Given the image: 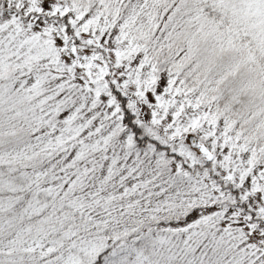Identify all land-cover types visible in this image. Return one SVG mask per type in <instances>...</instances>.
<instances>
[{"label": "snow or ice", "instance_id": "1", "mask_svg": "<svg viewBox=\"0 0 264 264\" xmlns=\"http://www.w3.org/2000/svg\"><path fill=\"white\" fill-rule=\"evenodd\" d=\"M0 264H264V0H0Z\"/></svg>", "mask_w": 264, "mask_h": 264}]
</instances>
